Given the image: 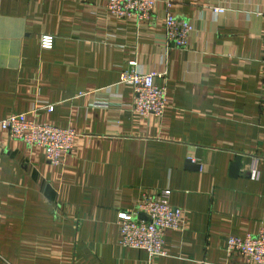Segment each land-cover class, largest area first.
I'll list each match as a JSON object with an SVG mask.
<instances>
[{
	"label": "crops",
	"instance_id": "1",
	"mask_svg": "<svg viewBox=\"0 0 264 264\" xmlns=\"http://www.w3.org/2000/svg\"><path fill=\"white\" fill-rule=\"evenodd\" d=\"M171 1L192 25L181 48L165 0L143 20L110 19L106 0H0V119L76 132L52 164L0 131V264H245L225 247L264 222V0ZM126 60L156 73L160 117L130 109ZM164 189L182 210L165 254L121 246L119 212Z\"/></svg>",
	"mask_w": 264,
	"mask_h": 264
},
{
	"label": "built area",
	"instance_id": "2",
	"mask_svg": "<svg viewBox=\"0 0 264 264\" xmlns=\"http://www.w3.org/2000/svg\"><path fill=\"white\" fill-rule=\"evenodd\" d=\"M156 3L157 0H106L104 10L107 17L113 20H143L151 15ZM165 9L163 23L167 43L178 48L186 46L192 31L191 23L175 14L171 0H165ZM213 9L219 13L223 11L219 7ZM119 72L121 82L132 85L134 89L130 109L142 115L160 117L167 103L164 88L154 83L156 73H142L129 60L120 65ZM0 131L8 139L41 147L52 164H58L60 158L70 151L76 136L73 128H61L22 113L0 119ZM169 194V189L145 193L134 211L119 212L121 246L145 250L150 258L165 254V231L179 229L182 220V210L170 205ZM141 213L145 215V220L138 218ZM226 236L227 257H243L245 264H264V222L256 233Z\"/></svg>",
	"mask_w": 264,
	"mask_h": 264
},
{
	"label": "water",
	"instance_id": "3",
	"mask_svg": "<svg viewBox=\"0 0 264 264\" xmlns=\"http://www.w3.org/2000/svg\"><path fill=\"white\" fill-rule=\"evenodd\" d=\"M239 165H240L239 156H236V158L234 159V162L232 164V168L234 170H236L239 167ZM138 218L144 219V220L146 219L145 215H143L142 213L138 215Z\"/></svg>",
	"mask_w": 264,
	"mask_h": 264
}]
</instances>
